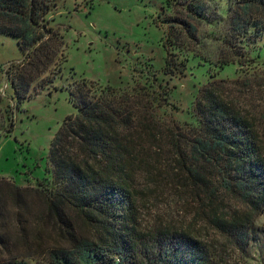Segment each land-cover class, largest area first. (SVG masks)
<instances>
[{
    "label": "trees",
    "instance_id": "16d2710c",
    "mask_svg": "<svg viewBox=\"0 0 264 264\" xmlns=\"http://www.w3.org/2000/svg\"><path fill=\"white\" fill-rule=\"evenodd\" d=\"M241 1L234 20L245 21L241 32L260 35L264 22L252 14L264 10V0ZM178 3L198 19L207 9L204 0ZM55 4L0 0V33L16 36L24 51L16 70H6L19 102L48 70L40 83H51L67 60L64 34L49 23ZM187 15L167 17L177 23L170 29L176 41L170 34L165 40L164 69L170 75H184L190 59L177 55L172 45L198 31ZM169 95L162 80L159 88L137 82L124 89L77 81L71 99L79 111L68 115L54 136L48 175L25 186L0 178V264H222L213 230L242 247L255 217L264 212V140L258 122L213 78L196 97V122L169 128L156 109H166ZM166 146L172 154L167 161L175 164L170 174L164 167ZM142 174L161 181L170 176L192 202V216L160 211L144 224L149 189L157 191L159 185L140 181ZM221 188L240 195L245 209L230 210ZM33 206L37 211L30 219Z\"/></svg>",
    "mask_w": 264,
    "mask_h": 264
},
{
    "label": "rangeland",
    "instance_id": "374dc122",
    "mask_svg": "<svg viewBox=\"0 0 264 264\" xmlns=\"http://www.w3.org/2000/svg\"><path fill=\"white\" fill-rule=\"evenodd\" d=\"M204 1L207 9L198 19L192 13L187 15L178 0H56L49 23L64 34L67 60L62 71L44 86L40 82L51 73H43L21 102L6 70H16L24 51L16 36L0 33V178L25 186L48 175L54 136L65 118L79 111L71 99V88L81 79L120 89L137 82L159 88L162 80L170 88V103L166 109L156 108L157 117L171 128L196 122V97L217 78L227 94L257 120L264 140V31L260 35L241 32L240 24L245 21L234 20L241 0ZM186 15L198 31L191 38L185 33L172 45L177 55L190 59L184 75H170L164 69L165 40L170 34L171 41H176L170 29L177 23L167 17ZM252 18L264 22V10L254 9ZM169 150L166 146L163 159L170 174L175 164L167 161L172 157ZM140 178L159 185L157 191L156 187L149 189L151 199L142 210L144 224H151L160 211L192 216V202H187L184 191L170 176L165 175L162 181L143 174ZM219 193L230 210L245 209L244 199L237 193L223 188ZM183 199L186 202L179 204ZM7 205L8 210L13 209L11 197ZM36 208L28 210L30 219H34ZM211 233L222 253V264H264V212L255 217L242 247L222 232Z\"/></svg>",
    "mask_w": 264,
    "mask_h": 264
}]
</instances>
